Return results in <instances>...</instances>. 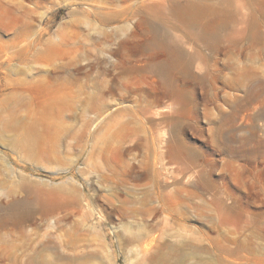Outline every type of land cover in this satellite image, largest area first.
I'll return each instance as SVG.
<instances>
[{
    "label": "rangeland",
    "instance_id": "1",
    "mask_svg": "<svg viewBox=\"0 0 264 264\" xmlns=\"http://www.w3.org/2000/svg\"><path fill=\"white\" fill-rule=\"evenodd\" d=\"M184 1L0 0V264H264V0Z\"/></svg>",
    "mask_w": 264,
    "mask_h": 264
},
{
    "label": "bare ground",
    "instance_id": "2",
    "mask_svg": "<svg viewBox=\"0 0 264 264\" xmlns=\"http://www.w3.org/2000/svg\"><path fill=\"white\" fill-rule=\"evenodd\" d=\"M177 11L183 15L186 19L192 20V19H197V17H199L200 15L203 14H207L209 12L212 11V8L206 4L205 2H203V0H186L183 3L177 5L176 7ZM169 66V62H164V63H159L156 65V67L158 68V70L160 71H166L167 67ZM91 96V95H88ZM90 99V98H88ZM78 108L80 113H83V104L84 101L82 99L81 96L78 97ZM91 107V103H87L86 104V109H90ZM85 110V109H84ZM111 119H113L112 117H114L113 114H110ZM148 118V117H146ZM118 132V128H115L114 125L112 124L111 126L108 125L107 127V135L103 141V143H89V147L90 150L88 149V153L91 160V164L93 165V155H96V153L98 155H106V153L111 150V149H119L121 150L122 148V144L121 143H113L116 135ZM104 138V137H103ZM79 144V156L80 158L82 157V151H83V143H78ZM138 143H130V147L127 148L126 150L129 151L134 147H137ZM123 151H125L123 149ZM166 154L170 157V158H175L176 156L179 157L181 155V151L180 149H178L177 147H175L173 145V143H168V146L166 148ZM91 165V166H92ZM132 169H134V166L132 165ZM134 173V178L138 179V177L140 176V171L139 170H133ZM17 205L16 202H13L11 205H9V211L4 214L3 216L0 217V226L4 225L9 219L11 214H13V212L15 211V206ZM19 206V204H18ZM18 209V208H17ZM225 212H231V209L225 208ZM166 244V243H165ZM165 247V246H164ZM162 246H159V248L157 249V251H155L152 255H150L147 259L148 263H145V260L142 262L144 264H185V261L187 259V254L186 252H182L180 253H174V246L168 244L166 246L165 249H168L167 252L163 251ZM156 250V249H155ZM46 264V263H45ZM187 264V263H186Z\"/></svg>",
    "mask_w": 264,
    "mask_h": 264
}]
</instances>
